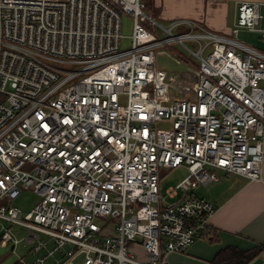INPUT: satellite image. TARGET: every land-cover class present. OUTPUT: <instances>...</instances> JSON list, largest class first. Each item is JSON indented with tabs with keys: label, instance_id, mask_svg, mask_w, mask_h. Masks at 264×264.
<instances>
[{
	"label": "built area",
	"instance_id": "2783aa9c",
	"mask_svg": "<svg viewBox=\"0 0 264 264\" xmlns=\"http://www.w3.org/2000/svg\"><path fill=\"white\" fill-rule=\"evenodd\" d=\"M260 7L240 1L222 34L164 26L144 0H0V245L21 264V243L31 264H169L210 235L216 208L199 185L219 169L263 181L264 50L237 37L264 39ZM122 12L134 20L126 49ZM186 41L197 64L177 94L157 49ZM179 166L188 175L162 195L160 169ZM28 189L41 199L25 211L12 202Z\"/></svg>",
	"mask_w": 264,
	"mask_h": 264
},
{
	"label": "crops",
	"instance_id": "0c3cea01",
	"mask_svg": "<svg viewBox=\"0 0 264 264\" xmlns=\"http://www.w3.org/2000/svg\"><path fill=\"white\" fill-rule=\"evenodd\" d=\"M240 1L244 0H148L146 3L155 15L168 22L188 19L214 32L230 34L237 19ZM247 1L261 3L263 17L259 27L264 28V0ZM256 34V38L250 42L241 39L239 34L237 37L264 50V39L259 32ZM216 172L218 180L202 185L207 188L203 195H197L205 197L216 208L211 219V234L197 239L184 252H171L169 264H216V256L228 246L241 249L262 246L263 250L257 258H262L261 264H264V165L263 181L260 182L236 174L228 176L221 169ZM9 246L13 250V246ZM24 248H27L28 255L24 253L21 256L27 264H31L36 256L32 251L29 252L30 248ZM130 249L140 259L147 260L148 253L141 243H130ZM254 261L249 264H254ZM16 262L21 264L18 259L12 264ZM0 264L8 262L0 261ZM75 264H81V260H76Z\"/></svg>",
	"mask_w": 264,
	"mask_h": 264
},
{
	"label": "rangeland",
	"instance_id": "374dc122",
	"mask_svg": "<svg viewBox=\"0 0 264 264\" xmlns=\"http://www.w3.org/2000/svg\"><path fill=\"white\" fill-rule=\"evenodd\" d=\"M145 2L148 0H144ZM146 12L153 16L160 24L164 26H169L170 21L163 20L159 18L155 13L146 8ZM133 24L134 20L130 13L122 12V35L124 36L121 48L126 49L131 46V36L133 34ZM147 28L155 33L160 39L168 36V33L158 24H146ZM183 31L182 28H178L175 30V33ZM257 36L255 31L243 30L241 34L239 33V37L244 40L252 41ZM252 43V42H251ZM196 50L197 46L190 41H186L185 45L176 42L173 44H166L157 49V58L156 64L160 69H164L169 74V77L173 78L174 93L179 94V90L181 85L185 82V77L187 76L189 71H193L196 67V57L191 55L189 49ZM66 68L70 70H74L79 68L78 64H64ZM166 123H158V126L164 127ZM189 171L186 166H179L174 169L161 168L160 169V190L162 195L167 194V190L171 186H175L178 182H180L183 178L188 175ZM207 186L199 185V188L194 191V195H203ZM40 196L34 192L32 189L25 190L22 195L12 202L13 205L23 208L25 211L33 208L39 201ZM13 231L21 238L26 234V229L18 224L13 225ZM29 248V247H28ZM17 252L20 255H28L27 248H24V244L21 243ZM31 252V250L29 251ZM60 253H57L59 256ZM18 259L17 255L14 254L9 247L0 246V261H6L8 264L14 263ZM55 258H51L48 261V264H54Z\"/></svg>",
	"mask_w": 264,
	"mask_h": 264
},
{
	"label": "trees",
	"instance_id": "16d2710c",
	"mask_svg": "<svg viewBox=\"0 0 264 264\" xmlns=\"http://www.w3.org/2000/svg\"><path fill=\"white\" fill-rule=\"evenodd\" d=\"M147 7L148 4L146 3ZM262 250V246H255L249 249L228 246L216 256L214 262L216 264H249L258 257ZM15 264L18 263L16 262Z\"/></svg>",
	"mask_w": 264,
	"mask_h": 264
},
{
	"label": "water",
	"instance_id": "95a60500",
	"mask_svg": "<svg viewBox=\"0 0 264 264\" xmlns=\"http://www.w3.org/2000/svg\"><path fill=\"white\" fill-rule=\"evenodd\" d=\"M262 258H257L255 261H254V264H261L262 263Z\"/></svg>",
	"mask_w": 264,
	"mask_h": 264
}]
</instances>
